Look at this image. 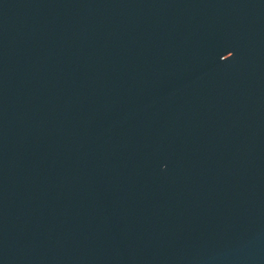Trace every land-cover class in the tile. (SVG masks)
Listing matches in <instances>:
<instances>
[{
  "label": "water",
  "instance_id": "water-1",
  "mask_svg": "<svg viewBox=\"0 0 264 264\" xmlns=\"http://www.w3.org/2000/svg\"><path fill=\"white\" fill-rule=\"evenodd\" d=\"M0 264H264V0H0Z\"/></svg>",
  "mask_w": 264,
  "mask_h": 264
}]
</instances>
